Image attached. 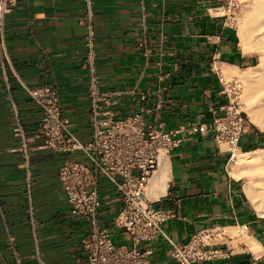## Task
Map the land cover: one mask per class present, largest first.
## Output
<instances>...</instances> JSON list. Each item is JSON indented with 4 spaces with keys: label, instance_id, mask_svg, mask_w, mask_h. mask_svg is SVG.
I'll use <instances>...</instances> for the list:
<instances>
[{
    "label": "crops",
    "instance_id": "crops-1",
    "mask_svg": "<svg viewBox=\"0 0 264 264\" xmlns=\"http://www.w3.org/2000/svg\"><path fill=\"white\" fill-rule=\"evenodd\" d=\"M226 0H18L4 19L9 62H0V264H89L82 240L88 222L70 212L59 177L65 154L36 151L28 167L12 135L7 87L27 134L43 119L42 107L24 89L57 86L63 115L84 143L92 139L86 45L92 11L99 89L109 94L116 118L141 113L162 129L183 127L177 147L163 155L147 185L156 208L172 213L162 229L175 242H187L204 227L223 235L207 249L217 255L194 264H264V214L249 197L243 178L231 174L230 153L215 141L212 122L228 97L223 69L256 66L257 53H245L237 25L222 13ZM259 56V55H258ZM205 124V133H190ZM42 139H35L40 143ZM264 149V130L251 121L237 150ZM82 156V152L74 153ZM27 170L29 173H27ZM164 178V180H163ZM99 223L114 243L133 247L115 218L123 206L118 190L100 182ZM36 207L37 245L29 222V201ZM14 237L10 247L8 237ZM138 249L150 264H180L171 243L158 234Z\"/></svg>",
    "mask_w": 264,
    "mask_h": 264
},
{
    "label": "built area",
    "instance_id": "built-area-1",
    "mask_svg": "<svg viewBox=\"0 0 264 264\" xmlns=\"http://www.w3.org/2000/svg\"><path fill=\"white\" fill-rule=\"evenodd\" d=\"M18 0H0V62H9L5 40V16L14 11ZM89 5L91 0H85ZM92 11L84 17L90 30L86 45L89 49L86 65L89 68L90 118L93 127L92 139L84 143L72 132L69 119L63 115L60 93L55 85H25L24 89L42 107L43 119L37 132L29 136L21 122L17 105L7 87L10 102L12 135L17 144L12 148L28 167L33 153L43 149H54L65 154L59 169V177L70 212L88 222L89 233L82 240L88 254L89 264H150L145 253L137 245L142 240H150L162 234L170 243V253L180 264H194L199 260L217 255L216 250L207 248L221 237L218 227H204L187 242H175L162 229L161 224L172 213L154 206L147 195V185L158 169L164 154L177 147L184 137L178 134L183 127L170 131L162 129L156 119L144 121L141 113L116 118L106 108L111 104L108 93L99 89L100 77L95 64L94 35L91 29ZM227 103L222 106L223 113L216 115L212 122L215 141L220 149L230 153L239 147L240 136L249 124V118L237 99L234 89L225 84ZM205 124L191 125L190 133H205ZM42 139L35 143V139ZM82 152L77 157L74 153ZM27 173L29 171L27 170ZM105 177L118 190L123 206L115 218V225L123 228L125 235L134 243L133 247L115 244L111 233L99 223L101 206L100 182ZM37 209L29 201L28 214L32 236L37 245ZM10 247L14 237H8ZM43 253L36 249V257L44 264ZM21 264V257L17 258Z\"/></svg>",
    "mask_w": 264,
    "mask_h": 264
},
{
    "label": "bare ground",
    "instance_id": "bare-ground-1",
    "mask_svg": "<svg viewBox=\"0 0 264 264\" xmlns=\"http://www.w3.org/2000/svg\"><path fill=\"white\" fill-rule=\"evenodd\" d=\"M250 3L252 8L240 19L238 34L244 52L258 51L260 63L246 70L227 67L223 69V77L228 89L236 92L242 108L245 104L249 121L264 130V0H250ZM231 20L236 21L235 18ZM254 44L259 45L256 51ZM236 76L240 79H232ZM237 149L234 150L231 162V174L246 181L245 188L249 197L258 211L264 214V149L248 152ZM219 233L223 235L222 231Z\"/></svg>",
    "mask_w": 264,
    "mask_h": 264
},
{
    "label": "rangeland",
    "instance_id": "rangeland-1",
    "mask_svg": "<svg viewBox=\"0 0 264 264\" xmlns=\"http://www.w3.org/2000/svg\"><path fill=\"white\" fill-rule=\"evenodd\" d=\"M224 4H225L226 7H224L223 9H221V12L222 13H227L230 16V18L232 17L231 19L235 18L236 21H234V23L236 24V22H237L236 25H237V28L239 30V27H240V19L244 18L245 15L252 8L251 7L252 4L250 3V0H226V2ZM238 33H239V31H238ZM240 44H241V41H240ZM253 47H254V50L255 51L259 49V45L254 44ZM256 53L259 55V56L257 55L256 63L258 61L260 63V54L258 53V51ZM248 69H250V68H248ZM232 79H240V78L236 76V77H234ZM243 109L245 111V104L244 103H243ZM115 244H118V243H115Z\"/></svg>",
    "mask_w": 264,
    "mask_h": 264
}]
</instances>
